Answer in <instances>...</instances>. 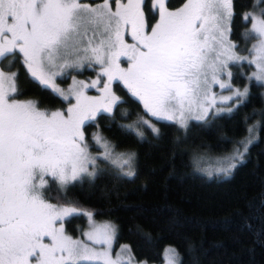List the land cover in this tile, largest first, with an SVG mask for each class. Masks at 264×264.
<instances>
[{
	"label": "snow or ice",
	"instance_id": "6c2138e0",
	"mask_svg": "<svg viewBox=\"0 0 264 264\" xmlns=\"http://www.w3.org/2000/svg\"><path fill=\"white\" fill-rule=\"evenodd\" d=\"M233 16V0H184L180 7L171 0H0V64L11 67L19 55L33 80L65 101L75 100L63 111L19 100L17 73L0 67V264H125L119 254L112 256L111 224L93 223L82 233L84 239L73 238L64 227L81 214L68 199L70 186L86 177L94 180L99 159L121 170L131 169L135 159L134 152H115L99 132L92 138L103 152L92 155L84 127L123 103L112 91L114 81L122 82L152 117L182 128L193 114L205 119L216 106L213 85L233 93L221 96L220 103L246 99L248 88L233 87L228 66L254 64L257 71L249 79L264 84V11L244 16L251 22L246 38L258 41L252 60L238 55L229 39ZM85 63L99 67L95 80L74 79L67 92L56 86L57 75ZM89 88L100 95H87ZM138 123L159 136L148 120ZM254 127L240 141L243 152L234 149L219 171L228 174L235 168L232 161L243 160ZM121 128L143 139L135 125ZM124 174L135 175L131 170ZM168 252L178 255L174 249Z\"/></svg>",
	"mask_w": 264,
	"mask_h": 264
},
{
	"label": "trees",
	"instance_id": "16d2710c",
	"mask_svg": "<svg viewBox=\"0 0 264 264\" xmlns=\"http://www.w3.org/2000/svg\"><path fill=\"white\" fill-rule=\"evenodd\" d=\"M183 2L171 0L173 7ZM257 8L256 0H233L230 40L237 47L246 44L251 25L244 16ZM0 66L16 71L19 100L37 101L41 109L66 108L61 97L31 78L19 55L11 67ZM234 82L243 86L246 78L234 77ZM120 83L116 92L123 103L86 124L85 131L94 133L98 125L116 149L134 152L135 175L101 162L94 180L86 177L69 187L68 199L98 220L116 224V245H128L136 261L162 264L165 250L174 247L180 264H264V85L252 82L248 97L231 114L182 128L152 117ZM140 118L159 129V136L138 123ZM129 124L144 138L121 128ZM253 126V143L230 177L209 178L200 171L199 161L207 156L226 157L236 148L243 152L240 141ZM86 226L83 214L66 221V231L75 237Z\"/></svg>",
	"mask_w": 264,
	"mask_h": 264
},
{
	"label": "rangeland",
	"instance_id": "374dc122",
	"mask_svg": "<svg viewBox=\"0 0 264 264\" xmlns=\"http://www.w3.org/2000/svg\"><path fill=\"white\" fill-rule=\"evenodd\" d=\"M263 1L264 0H256V5H257L258 8H257V10H254V11H252L250 13L259 15L262 11H264V5H261ZM84 2H87V3H90V4H95V3L98 2V0H94V1L84 0ZM250 29H251V25H250L249 31H250ZM249 31H248V33H249ZM229 39H230V35H229ZM257 43H258L257 39H255L254 37L249 36V37L246 38V44L245 45L238 46L235 49V51L237 52L238 55H240L242 57H247L248 60H252L255 57L252 55V51L251 50H252L253 45L254 44H257ZM122 66L123 67H127V64H123V60H122ZM228 68H229V71H231V73H232V78H231V81L230 82H231V84L233 85L234 88H239L241 91H243V89L245 87H247L248 90H249V92H250L249 85L252 82L259 83L254 78L253 79H249V77H252V74L257 71V69H256V67H255L254 64H250L247 61H241V62H237V63H230L229 66H228ZM98 71H99V67L98 66L89 67L87 63H85L84 66L82 68H80V69L68 68V69H65L64 70V74L63 75H57L55 77V84H56V86H58L59 88L65 90V92H67V90L72 86V83H73V80L74 79L77 80V81H84L85 83H89V82H91V81H93V80H95L97 78V72ZM12 72H16V71H12ZM234 77H238L239 79H241V78L244 77V78H246V83L243 86H241L240 83H235L234 82ZM221 78L226 80L225 77H221ZM118 83L121 84L119 81H114L113 82V84H112V91L118 97H120L117 94V92H116V88H117V84ZM262 85H264V84H262ZM49 89H51V88H49ZM212 91L217 96V104H216V106L210 109V111L208 112V114H207V116H206L205 119L197 120V119L194 118V116L196 114H198V113L193 114L191 117L188 118L187 125L190 124V122H192V121L205 122V121H207L208 119H210L212 117H217V116H221V115H224V114H231L237 108V106L240 105L241 102H243L245 100V98H241V100L238 101L234 97L233 100H229V101H226L224 103H220L219 102V98L221 96H232L233 93L231 91L227 90V89L221 90L218 85H213L212 86ZM87 95H89V96H99L100 95V92L96 88H89L87 90ZM121 100H122V98H121ZM65 102L67 103V105H66V108H67V107L70 106V104L75 103V100H74V98H70L68 101H65ZM66 108L64 110H66ZM115 108H116V106L113 108L112 111H114ZM217 108L223 109V111H220L219 114H216V109ZM228 108H232L233 110L231 112H229V111H227ZM52 111H55V110H52ZM61 111H63V110H61ZM105 115H107V113H105ZM99 116L100 115H98L97 118ZM97 118H96V120H97ZM159 121L175 123L173 121H168V120H159ZM175 124L179 125L178 123H175ZM85 130H86V128L84 127L85 139H86V141L89 144V151L94 156H100L101 153L103 152V148L101 146L97 145L93 141V138H92L93 137V133L88 134ZM97 132H99L105 139H107V136H105L104 134H102L100 132L98 125H97V130L94 133H97ZM144 136H145V134H143V138H144ZM112 145L115 146V144L113 142H112ZM114 151L117 152V153H123V152H121V150L116 149V147H114ZM230 155L231 154H228V155H226V157L227 156H230ZM224 158L225 157H214V158L212 157V158H210V156H207L206 159L203 162L202 161H199V164H201V165L198 168L200 169V171H202L203 173H205L209 178H213V177H220V178H223L224 177V178H226V176L227 177H230L232 175V173L234 172V169L235 168L232 169L231 172L228 173V174H226L225 172H222V171H219L218 170L220 167L226 166V164H222V162L224 161ZM237 160L232 161L235 164V167H236L237 164H239L240 162H242L244 160V156H243V160L242 161L239 160V159H237ZM134 161L132 163L131 169H129L128 166H125L122 171L125 173V172H128L129 170H131V171H133L135 173ZM101 162H106V163L111 164L109 161H106V160H103V159H99L97 161L98 168L101 165ZM111 165H113V164H111ZM97 172H98V169H97ZM83 213H88V212L81 211V214H83ZM81 214H78V215H81ZM84 216L87 218V226H86V229L83 232L89 231L90 228L92 227V224L93 223H95L96 225H102V224L107 223V224H111L115 228V239H114L113 248H112V256H113L114 259L117 257V254H119L120 257H121V259H122V261H124L125 264H127V261L129 259H131V264H149L147 262L136 261L132 257L131 252H129V249L130 248H129L128 245H120V246H117L116 245V236H117V226H116V224H114L113 222L108 221V220H105V221L102 220V221H100L93 214H92V217L91 218H89V216H87V215H84ZM66 221H65V224H64L65 230H66ZM73 238L84 239V237H83L82 234H80L79 236H76V237L73 236ZM124 246H127V247L125 248ZM169 249H174L175 250V253L178 254L176 248H174V247H168L165 250V253H164V262L162 264H169V260H173L174 261V264H180V256H179V254L174 257L171 253L168 252Z\"/></svg>",
	"mask_w": 264,
	"mask_h": 264
},
{
	"label": "bare ground",
	"instance_id": "6f19581e",
	"mask_svg": "<svg viewBox=\"0 0 264 264\" xmlns=\"http://www.w3.org/2000/svg\"><path fill=\"white\" fill-rule=\"evenodd\" d=\"M255 138V137H254ZM238 161V160H237Z\"/></svg>",
	"mask_w": 264,
	"mask_h": 264
}]
</instances>
